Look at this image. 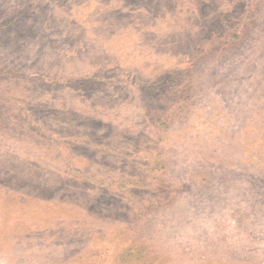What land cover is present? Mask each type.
Wrapping results in <instances>:
<instances>
[{
    "label": "rangeland",
    "instance_id": "374dc122",
    "mask_svg": "<svg viewBox=\"0 0 264 264\" xmlns=\"http://www.w3.org/2000/svg\"><path fill=\"white\" fill-rule=\"evenodd\" d=\"M0 264H264V0H0Z\"/></svg>",
    "mask_w": 264,
    "mask_h": 264
}]
</instances>
